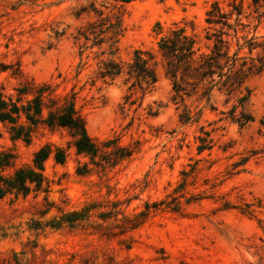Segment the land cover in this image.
<instances>
[{"label": "rangeland", "instance_id": "obj_1", "mask_svg": "<svg viewBox=\"0 0 264 264\" xmlns=\"http://www.w3.org/2000/svg\"><path fill=\"white\" fill-rule=\"evenodd\" d=\"M213 1L134 0L119 59L129 61L136 49L156 51L157 23L194 20L201 31ZM83 3L0 0V91L16 96L15 88L28 81L50 84L57 95L74 97L91 137L115 138L134 150L102 167L77 152L69 128L40 123L26 142L0 121V153L15 157L0 175L32 164L47 144L66 152L63 164L53 155L46 161L48 187L0 200V264H264V207L255 206L254 216L242 212L246 202L264 205V73L249 80L254 120L243 127L220 120L227 109L222 98L218 111L207 107L198 122L181 123L161 67L143 101L138 94L135 104H126L123 78L97 80L98 60L87 59V51L80 55L74 36L89 17L78 18L75 10ZM206 130L212 146L200 152L198 138ZM85 164L90 169L81 174ZM177 202L181 208L173 210ZM91 203L97 209L86 223L62 222ZM106 210L104 222L97 215ZM146 210L136 228L118 231V220L134 222ZM96 223L104 227L97 230Z\"/></svg>", "mask_w": 264, "mask_h": 264}, {"label": "trees", "instance_id": "obj_2", "mask_svg": "<svg viewBox=\"0 0 264 264\" xmlns=\"http://www.w3.org/2000/svg\"><path fill=\"white\" fill-rule=\"evenodd\" d=\"M84 1L75 10L78 18L89 17L74 36L80 44V55L87 51V59L93 55L98 60L94 70L97 80L111 83L123 78L128 86L126 104H135L138 94L143 101L157 84L161 67L171 81V99L180 111L181 123L198 122L207 107L218 111L219 98L227 107L220 111L223 116L220 120H230L241 127L254 120L249 80L264 73V0H214L204 13L201 31L194 20L175 22L169 27L157 23L158 49H136L126 62L120 60L117 53L126 30L124 17L134 0ZM15 90L16 96L0 91V121L9 124L13 138L29 142L32 129L44 123L69 128L77 152L88 155L95 165H117L132 155L134 149L121 146L115 138L97 141L91 137L73 96L57 95L50 84L37 85L32 81ZM210 132L206 130L198 138L200 152L211 148ZM52 155L58 163L66 160L63 148L47 144L34 152L32 164L17 168L9 176L0 175V200L11 192L26 195L33 189L48 187L45 168ZM14 160L13 154L0 153V167L10 166ZM89 169L85 164L80 173H87ZM255 206L264 207L259 199L257 205L246 202L242 212L254 216ZM147 207L149 210L150 205ZM180 208L177 202L173 210ZM92 209H97V205L91 203L79 212L67 213L62 222L74 226L79 221L80 226L90 219ZM147 210L141 211L138 214L141 219L134 222L127 217L118 220V231L123 233L136 228L148 214ZM110 213V210L101 211L97 216L105 222ZM53 224V228H59L61 222ZM94 226L97 230L104 227L102 223Z\"/></svg>", "mask_w": 264, "mask_h": 264}]
</instances>
